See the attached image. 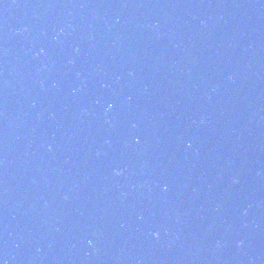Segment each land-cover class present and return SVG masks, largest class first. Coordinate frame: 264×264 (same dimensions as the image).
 I'll return each mask as SVG.
<instances>
[{
  "label": "water",
  "instance_id": "obj_1",
  "mask_svg": "<svg viewBox=\"0 0 264 264\" xmlns=\"http://www.w3.org/2000/svg\"><path fill=\"white\" fill-rule=\"evenodd\" d=\"M0 264H264V0H0Z\"/></svg>",
  "mask_w": 264,
  "mask_h": 264
},
{
  "label": "clouds",
  "instance_id": "obj_2",
  "mask_svg": "<svg viewBox=\"0 0 264 264\" xmlns=\"http://www.w3.org/2000/svg\"><path fill=\"white\" fill-rule=\"evenodd\" d=\"M155 235H157V236H158V235H159V233H155Z\"/></svg>",
  "mask_w": 264,
  "mask_h": 264
}]
</instances>
